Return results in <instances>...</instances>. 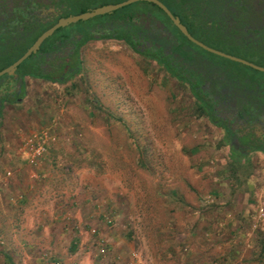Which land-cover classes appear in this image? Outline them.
I'll use <instances>...</instances> for the list:
<instances>
[{
	"label": "rangeland",
	"instance_id": "1",
	"mask_svg": "<svg viewBox=\"0 0 264 264\" xmlns=\"http://www.w3.org/2000/svg\"><path fill=\"white\" fill-rule=\"evenodd\" d=\"M78 56L66 83L0 103V264H264V158L231 153L187 84L123 42ZM44 134L31 166L22 143Z\"/></svg>",
	"mask_w": 264,
	"mask_h": 264
},
{
	"label": "trees",
	"instance_id": "2",
	"mask_svg": "<svg viewBox=\"0 0 264 264\" xmlns=\"http://www.w3.org/2000/svg\"><path fill=\"white\" fill-rule=\"evenodd\" d=\"M123 1L126 0H103L94 8L114 5ZM159 1L174 17L179 19L188 33L197 41L212 49L264 67V31H258L257 35L254 34L247 38L248 33L242 29L245 24H242L240 28L230 29L226 20L217 14L218 12L206 9L213 4L210 0ZM10 7L12 10H8ZM56 7L59 11L57 16L41 18L30 15L26 7L20 8L18 0H0V9H2V11L0 10V55L10 54V58L0 64V71L20 58L27 48L59 18L79 15L90 9L87 6L72 9L70 0H58ZM141 16L145 20L150 19L151 22L158 21L169 30L176 41V44L172 45L171 53H165L162 48L156 49L153 44L150 47L146 46L143 41L149 40V37L146 32H139L142 28ZM96 39L123 42L143 59L152 60L162 66L181 84L190 83V80L182 74V49V56L185 60L197 58L206 61L207 66L216 68L218 76L235 78L240 82L262 84L261 86L264 88V73L211 54L191 43L158 7L148 2H135L110 14L57 29L42 42L35 54H31L17 67L15 73L21 81L25 77H29L50 83L64 84L80 71L81 61L78 49L86 42ZM66 47H70L68 51H66ZM2 59L3 57L0 56V60ZM58 60H61V63L56 65ZM8 77L10 76L3 75L0 77V81ZM199 78L196 86L190 87L192 93L195 94L196 110L207 115L210 120L215 119L220 123L222 120L216 116L210 103L205 101L202 95H199L202 91L197 86L204 81L203 78ZM7 96L8 94L1 98L0 103L5 102Z\"/></svg>",
	"mask_w": 264,
	"mask_h": 264
},
{
	"label": "flooded vegetation",
	"instance_id": "3",
	"mask_svg": "<svg viewBox=\"0 0 264 264\" xmlns=\"http://www.w3.org/2000/svg\"><path fill=\"white\" fill-rule=\"evenodd\" d=\"M56 1L58 0H49V2L18 0V5L20 8L26 7L30 15L51 18L59 14ZM210 1L213 4L206 9L218 12L217 14L226 20L230 29L240 28L242 24H245L242 29L248 33L247 38L257 35L258 31H264V0ZM8 10H12L11 7ZM141 20L142 28L139 32L144 31L149 37V40L143 41L146 46L150 47L153 44L156 49L162 48L165 53H171L172 45L176 44V41L169 30L158 21L151 22L150 19L145 20L143 16ZM182 52L181 49V66H183L181 71L190 80L189 84L186 83L188 91L192 97H195L190 87L196 86L199 77L203 78L204 81L197 86L202 91L199 95L210 103L216 116L222 120L220 123L217 121L213 123L221 129L231 153L239 156L256 154L264 158V88L262 84H251L247 81L240 82L235 78L218 76L216 68L207 66L206 61L197 58L185 60ZM18 82L20 83L21 80L17 74L15 77L10 76L1 80L0 99L11 90L18 89Z\"/></svg>",
	"mask_w": 264,
	"mask_h": 264
},
{
	"label": "water",
	"instance_id": "4",
	"mask_svg": "<svg viewBox=\"0 0 264 264\" xmlns=\"http://www.w3.org/2000/svg\"><path fill=\"white\" fill-rule=\"evenodd\" d=\"M135 2H148L151 4H154L156 7H158L167 17L168 19L172 22V24L180 31V33L186 37V39L188 41H190L191 43L195 44L196 46L200 47L201 49L214 54L216 56L222 57L224 59H227L229 61L232 62H236L239 63L241 65L247 66L251 69H254L256 71L262 72L264 73V67L255 65L251 62H248L246 60H243L241 58L229 55V54H225L221 51L212 49L206 45H204L203 43L197 41L196 39H194L187 31V29L185 28V26H183L179 19L177 17H174L171 12L167 9V7L165 5H163L159 0H126L123 1L121 3L118 4H114V5H104L92 10H89L87 12L81 13L79 15H70L67 17H63V18H59L57 20V22L51 26L50 28H48L47 30H45L35 41L34 43L27 48V50L25 51V53L18 58L15 62H13L11 65H9L8 67L4 68L3 70L0 71V77H2L3 75H7V76H13L15 77V72L17 67L24 61L26 60L31 54H35L39 48V46L42 44V42L47 39L48 37H50L57 29L59 28H64L67 27L69 25L72 24H76L79 21H87L89 19H92L94 17L97 16H101L104 14H110L118 9H121L127 5H130L132 3ZM52 11V10H51ZM19 89V88H18Z\"/></svg>",
	"mask_w": 264,
	"mask_h": 264
},
{
	"label": "built area",
	"instance_id": "5",
	"mask_svg": "<svg viewBox=\"0 0 264 264\" xmlns=\"http://www.w3.org/2000/svg\"><path fill=\"white\" fill-rule=\"evenodd\" d=\"M47 134H44L42 136H36L32 135L28 138H26L21 146V151L26 155V159L28 161V164L31 166H37L40 159L43 157L45 152V139ZM9 175V174H7ZM1 183V182H0ZM1 186V184H0ZM21 198V197H19ZM261 216L264 215L263 208L260 209ZM132 264V263H130Z\"/></svg>",
	"mask_w": 264,
	"mask_h": 264
},
{
	"label": "crops",
	"instance_id": "6",
	"mask_svg": "<svg viewBox=\"0 0 264 264\" xmlns=\"http://www.w3.org/2000/svg\"><path fill=\"white\" fill-rule=\"evenodd\" d=\"M26 78H29V77H25L20 83H21V85H23L24 84V82H25V79ZM31 79H33V78H31ZM19 89H20V84H19V87H18Z\"/></svg>",
	"mask_w": 264,
	"mask_h": 264
}]
</instances>
